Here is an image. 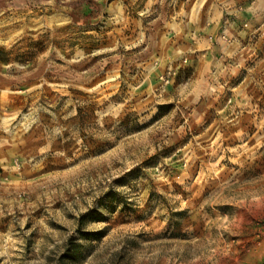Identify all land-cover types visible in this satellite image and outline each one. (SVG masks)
<instances>
[{
	"label": "rangeland",
	"instance_id": "374dc122",
	"mask_svg": "<svg viewBox=\"0 0 264 264\" xmlns=\"http://www.w3.org/2000/svg\"><path fill=\"white\" fill-rule=\"evenodd\" d=\"M146 1L0 0L7 96L30 100L6 121L0 264H264V100L234 131L163 104L175 0Z\"/></svg>",
	"mask_w": 264,
	"mask_h": 264
},
{
	"label": "crops",
	"instance_id": "0c3cea01",
	"mask_svg": "<svg viewBox=\"0 0 264 264\" xmlns=\"http://www.w3.org/2000/svg\"><path fill=\"white\" fill-rule=\"evenodd\" d=\"M112 1L121 9L139 0ZM174 9L163 22L168 28L158 47L149 53L157 58L150 81L158 86L159 100L206 106L208 116L219 115L211 119L213 128L224 121L234 131L241 122L256 121L264 100V0H175ZM5 66L0 61V164L12 141L8 135L16 133L6 121H14L30 101L8 98L15 87ZM169 74V83L158 81ZM196 115L203 119L200 111Z\"/></svg>",
	"mask_w": 264,
	"mask_h": 264
},
{
	"label": "built area",
	"instance_id": "2783aa9c",
	"mask_svg": "<svg viewBox=\"0 0 264 264\" xmlns=\"http://www.w3.org/2000/svg\"><path fill=\"white\" fill-rule=\"evenodd\" d=\"M222 38H224V37H222Z\"/></svg>",
	"mask_w": 264,
	"mask_h": 264
}]
</instances>
